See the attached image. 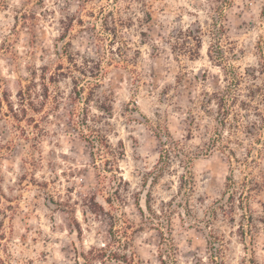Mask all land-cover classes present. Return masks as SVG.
<instances>
[{
	"label": "rangeland",
	"instance_id": "obj_1",
	"mask_svg": "<svg viewBox=\"0 0 264 264\" xmlns=\"http://www.w3.org/2000/svg\"><path fill=\"white\" fill-rule=\"evenodd\" d=\"M193 2L0 0V94H7L13 107L5 101L0 105V264H79L78 253L109 240L110 219L84 214L83 199L93 194L114 211L99 190V169L84 136L92 128L103 131L112 145H123L120 173L130 182V192H141L144 198L150 191L156 207L177 194L183 172L175 159L153 182L162 148L156 133L168 128L198 154L192 164L195 191L189 205L181 206L180 214L172 218L180 264H216L210 258L211 232L225 240V264H264V74L259 80L260 167L254 169L260 175V190L244 209L237 206V194L233 218L221 210L206 224L215 201L225 206L232 201L224 195L232 169L237 181L246 178L247 171L232 166L219 149L208 147L216 106L205 112L200 101L205 91L224 84L222 68L207 54L210 36H203L194 60L178 57L171 48L177 28L208 18L207 5L201 10ZM227 14L223 43L235 47L232 62L242 71L248 67L264 71V0H234ZM68 17L75 21L66 29L62 21ZM122 19L116 37L109 28ZM69 53H78L79 63L82 56L101 59L100 75L79 82L86 85L79 100L71 99L72 76L51 78L58 63L69 66ZM21 90L26 112L19 103ZM88 95L91 100L86 104ZM102 103L112 106L110 114L98 110ZM84 119L90 127L81 124ZM240 138L243 146H232L243 158L251 137L240 133ZM69 205L74 206L73 214ZM121 212L140 223L133 199L119 208ZM71 215L81 232L71 224ZM132 239L143 264H161L157 230L146 227L134 232ZM213 241L220 246L219 238L213 236Z\"/></svg>",
	"mask_w": 264,
	"mask_h": 264
},
{
	"label": "trees",
	"instance_id": "obj_2",
	"mask_svg": "<svg viewBox=\"0 0 264 264\" xmlns=\"http://www.w3.org/2000/svg\"><path fill=\"white\" fill-rule=\"evenodd\" d=\"M234 0H194V6L205 10L207 5L208 18L201 22L196 20L190 23L187 27H179L172 34L171 48L178 56H187L194 60L200 55L203 45V36L208 34L211 38L207 54L209 59L216 65L222 68L224 74V84L221 88L209 92L205 91L202 95L201 106L205 112H210L211 105L216 106L215 126L213 133L210 135L208 147L209 150L219 149L229 158L232 166H238L241 170H246V178L237 181L234 176V170L226 178V194L228 200H232L227 206L220 200L215 201L213 206L208 208L209 218L206 224L212 223L217 219L219 211L227 217L233 218L235 213V201L237 194L239 208L244 209L245 202H248L256 191L260 190V175L254 171L260 167V94L263 92V83L260 84V71L257 67H248L242 71L241 67L236 66L232 61L237 56L235 47L231 44L226 45L223 39L226 36L225 22L228 20L227 10L233 5ZM109 12H113L110 10ZM66 29L73 24L74 18H67ZM80 22H82L80 19ZM114 25L109 28L110 33L118 36L117 27L123 25V19L120 22L114 20ZM113 40H110L112 44ZM118 49L120 47H117ZM260 48V47H259ZM114 46L110 49L115 52ZM74 53L68 54L69 66H64L63 63H58L54 75H51L54 81L60 75L69 74L73 78L74 86L71 90V99L78 100L83 98V93L86 91L85 83H79L85 77L93 76L97 78L101 73V59H94L90 56H82L79 63ZM264 58V52H262ZM263 69V68H262ZM264 70V69H263ZM78 73V75H76ZM68 77V76H67ZM87 81V79H85ZM98 84V83H97ZM92 88V87H91ZM92 90V89H91ZM47 93L45 97L47 98ZM19 103L22 105V110L27 111L25 105V94L22 90L19 92ZM264 95V94H263ZM91 95L84 98V102L89 104ZM5 101L12 107V101L6 94H0V105ZM32 106H35L33 100L30 101ZM98 110L102 113L110 114L112 111L111 105L99 104ZM16 116H18L16 114ZM252 116L257 117L255 120ZM83 126L90 127L87 119L81 121ZM92 133L86 136L91 144L92 155L95 159V165L99 169L100 191L106 193L105 201L110 205L111 211L106 209L103 203L97 199V195L93 194L85 196L83 199L84 206L91 214L105 215L111 223L109 229V240L102 243L100 246H93L88 251L78 253L77 261L79 264H143V261L138 257L133 249V233L142 231L148 227L157 230L160 236L159 260L161 264H180L177 258V249L172 235V218L175 214H180L181 206L189 205L192 194L195 191V177L192 171V164L198 154L190 151L188 147L180 140L174 138L168 128L165 132L158 131L157 137L161 143L160 160L155 167L153 173V182H156L160 176L172 165L176 159L178 164L183 168V172L179 175V184L177 194L169 200H161L158 207L154 205V197L149 191L142 198L141 192H130V182L127 181L120 171L119 161L124 158L125 151L123 145L114 146L104 135L103 131L91 129ZM240 133H244L251 137L249 148H245L243 158L237 154L233 144L242 147L244 142L240 138ZM84 134V131H83ZM253 151L256 153L253 156ZM100 160V163H97ZM237 163V164H236ZM148 175V176H147ZM146 181L149 177L147 174ZM250 175V176H248ZM241 188V190H239ZM133 199L138 212L140 213V223L128 218L124 212L119 213L120 207L129 205V201ZM144 201V203H142ZM70 204V203H68ZM184 204V205H183ZM249 206V205H248ZM71 214L74 206L69 205ZM251 209V208H250ZM252 211V210H251ZM246 213H242V216ZM253 218V213L250 214ZM71 224L77 226L78 231H82L79 221L73 215L70 216ZM211 232L208 243L210 245V258L216 264L224 263V252L226 246L225 240L220 238L219 234L213 235ZM213 236L219 238V247ZM82 258V260H81Z\"/></svg>",
	"mask_w": 264,
	"mask_h": 264
}]
</instances>
